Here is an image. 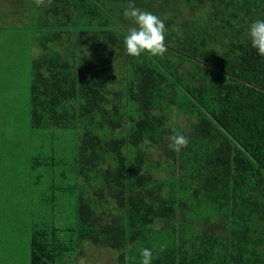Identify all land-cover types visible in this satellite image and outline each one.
Returning <instances> with one entry per match:
<instances>
[{
  "label": "trees",
  "instance_id": "trees-1",
  "mask_svg": "<svg viewBox=\"0 0 264 264\" xmlns=\"http://www.w3.org/2000/svg\"><path fill=\"white\" fill-rule=\"evenodd\" d=\"M130 2L164 20L162 55L125 52ZM256 19L264 0H0V32L27 40L30 129L63 134L32 146L31 166L58 172L50 190L74 201L73 227L32 226L30 264H77L86 243L117 264L144 247L151 264H264Z\"/></svg>",
  "mask_w": 264,
  "mask_h": 264
},
{
  "label": "rangeland",
  "instance_id": "rangeland-1",
  "mask_svg": "<svg viewBox=\"0 0 264 264\" xmlns=\"http://www.w3.org/2000/svg\"><path fill=\"white\" fill-rule=\"evenodd\" d=\"M24 35L21 30L0 32V264H30L32 226L41 229L54 224L64 230L75 224L73 199L50 190L51 177L59 173L31 166L32 146L46 150L52 137L63 134L30 129ZM74 152L72 138H60L57 157L68 161ZM83 251L77 264H117L116 252L111 250L86 243Z\"/></svg>",
  "mask_w": 264,
  "mask_h": 264
},
{
  "label": "clouds",
  "instance_id": "clouds-1",
  "mask_svg": "<svg viewBox=\"0 0 264 264\" xmlns=\"http://www.w3.org/2000/svg\"><path fill=\"white\" fill-rule=\"evenodd\" d=\"M122 15L130 20L126 34L123 36V47L130 56L146 53L151 56L162 55L165 48V22L159 15L138 8L131 2L123 10ZM251 46L257 54L264 56V19L252 21L247 28ZM187 138L179 132L169 136V147L174 151L187 144ZM140 264H151L152 249L148 247L139 250Z\"/></svg>",
  "mask_w": 264,
  "mask_h": 264
}]
</instances>
